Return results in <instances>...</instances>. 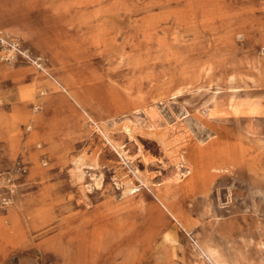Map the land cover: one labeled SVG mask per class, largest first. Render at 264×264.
<instances>
[{"label": "rangeland", "instance_id": "rangeland-1", "mask_svg": "<svg viewBox=\"0 0 264 264\" xmlns=\"http://www.w3.org/2000/svg\"><path fill=\"white\" fill-rule=\"evenodd\" d=\"M0 88V264H264V0H0Z\"/></svg>", "mask_w": 264, "mask_h": 264}, {"label": "crops", "instance_id": "crops-1", "mask_svg": "<svg viewBox=\"0 0 264 264\" xmlns=\"http://www.w3.org/2000/svg\"><path fill=\"white\" fill-rule=\"evenodd\" d=\"M7 15L9 16V13ZM52 72H53L54 76L52 77L53 79L51 80V82L55 85L53 87L54 88L59 87L70 98V105H72L71 107H72V109H74V111H73L74 114L72 112L70 116H91L90 113L88 112V110L86 109V107L83 106L78 101V99L75 97V95L72 92V90L70 89V87L67 84H65L57 76V74L54 72L53 69H52ZM48 81L50 82V80H48ZM1 91H2V89L0 88V94H1ZM169 96H170V93H169ZM158 98H161V97L158 95V96L151 97L148 100H143L142 103L140 102V104H137L136 106H133L130 111L136 112V111H139V110H146L149 106L153 105V103H155V101L158 100ZM151 101H153V102H151ZM76 105L80 108L81 112H79V110L75 107ZM39 106H40V110L38 112L37 111L36 112L35 111L34 112H29L23 106L13 105L10 114H5L4 112L0 111V116H31L32 119H34V117L36 118V116H49L47 112H48V109L51 107L50 101H48L47 99L42 100L40 102ZM34 109H37V108H34ZM150 115H152V116H146V117L150 118V119H153V120L156 119V116L154 117V115H155L154 110L150 111ZM43 131H46V130L40 129V132H42L44 135H46L47 139H49L50 138L49 135L46 132H43ZM0 137H2V136H0ZM4 150H5V146H4ZM4 150H3L2 154H0V161L3 160V159H13L14 148L11 149V150H8L9 155L4 153L5 152ZM10 152H11V154H10ZM16 215H17V218H18L17 211H16ZM16 228L17 227L12 228L9 225V228L7 229L11 233V243L16 241V240H14V238H15L14 232H17ZM15 229H16V231H15Z\"/></svg>", "mask_w": 264, "mask_h": 264}, {"label": "bare ground", "instance_id": "bare-ground-1", "mask_svg": "<svg viewBox=\"0 0 264 264\" xmlns=\"http://www.w3.org/2000/svg\"><path fill=\"white\" fill-rule=\"evenodd\" d=\"M46 73V72H45ZM51 75H53V74H51ZM50 77V76H49ZM248 77V76H247ZM53 79V78H52ZM178 92H180V90L178 89V90H175V91H173L172 93H170V95L171 96H173V95H175L176 93H178ZM179 94V93H178ZM157 98V97H156ZM158 99H160V98H158ZM155 100V99H154ZM151 102H153V101H151ZM142 103V102H141ZM233 104V103H232ZM246 104H247V102H246ZM248 104H250V103H248ZM245 106V105H244ZM246 106H248V105H246ZM235 107H237V106H235ZM240 107V106H239ZM152 116V115H151ZM171 116V115H170ZM155 117V116H154ZM157 117V116H156ZM168 118V117H167ZM4 146H5V152L4 153H6L7 155H9V153H8V150H11V149H13L14 148V144H11V143H9V144H6V142H5V144H4ZM10 154H11V152H10ZM11 156V155H10ZM39 210V209H38ZM5 220H6V223L8 224V225H10L12 228H15L16 226H17V223H18V218H17V215H16V208H15V210L13 211V212H11V213H8V214H6V216H5ZM1 228H3L2 226H1V223H0V229ZM15 231H16V229H15ZM17 233V232H16Z\"/></svg>", "mask_w": 264, "mask_h": 264}, {"label": "built area", "instance_id": "built-area-1", "mask_svg": "<svg viewBox=\"0 0 264 264\" xmlns=\"http://www.w3.org/2000/svg\"><path fill=\"white\" fill-rule=\"evenodd\" d=\"M0 201H1L2 203H5L6 199H5V198H1Z\"/></svg>", "mask_w": 264, "mask_h": 264}]
</instances>
